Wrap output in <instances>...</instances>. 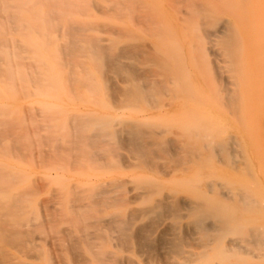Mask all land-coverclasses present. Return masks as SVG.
<instances>
[{
	"label": "rangeland",
	"instance_id": "374dc122",
	"mask_svg": "<svg viewBox=\"0 0 264 264\" xmlns=\"http://www.w3.org/2000/svg\"><path fill=\"white\" fill-rule=\"evenodd\" d=\"M37 1L7 0L5 3V0H0V35H3L1 38L4 40L3 42L0 39L2 57V59L0 57V70H2L0 71V169L3 173H0V178L3 177V181L0 180V189L5 186L3 191H0V207H3L0 213L7 214L0 218L4 225L28 233L25 244L24 241L22 244V238L19 244L8 242L4 244L6 241L4 242V239H1L3 237H0V254L10 253L6 256L14 260L9 262L73 264L75 253L72 247L79 242L76 247L78 250L75 248L77 251L75 257L77 258L79 252L88 255L86 244L78 240L83 237L80 236L81 232L84 235L88 231H90L88 233L93 232L91 235L94 236L105 235V238L96 239L98 242L96 245L94 243V249L97 251L90 256L87 264H136L150 260L147 248L143 247L140 241L133 240L130 236L127 243H121L116 239L117 233L113 231L105 233L106 226L102 224H106L103 220L111 214L119 212V215L126 216L133 214V210L140 206L149 207L161 195L168 192L175 191L192 196L198 192V189L186 186L196 175V169L190 164L177 166L172 162L175 157L173 156L172 159L170 155L176 151L173 148L176 140L196 143L200 141L199 135L209 134L214 137L215 134V142L236 145V158H239V155L248 156L251 165L257 169L256 172L259 171L264 176V0H124V2L119 0L118 2L124 3L121 5L124 9L121 10L117 0H79L80 2L77 3L75 1L78 0H39V3ZM81 6L83 8L85 6L84 10ZM64 7L66 10H61ZM131 11L135 12L131 13ZM53 12L55 13L53 17L56 18L51 19L48 16H52ZM190 12H193L192 15H189ZM199 13L204 16L203 21ZM185 18H189V21ZM32 20L36 25L38 21L40 29L32 24ZM76 22L77 25L85 23L89 27L86 26V29L85 26H79L82 31H78ZM90 23L96 24L91 27ZM66 24L68 28L76 25L77 31L68 29ZM49 30L52 32L50 33ZM72 36V41L81 36L84 42L80 37V42H74L75 49L80 45V50L64 56L74 59L78 53L76 59H71L69 62L62 61L64 52L60 54V47L70 44L69 38L71 40ZM87 37L99 39V44L103 48L99 53H105L110 49L108 51L116 55L115 59L111 61L103 58L101 62L99 58L92 57L90 51L86 49ZM129 48L134 52H129ZM135 54L137 57L133 56ZM157 55L158 58L160 56V60L157 59ZM114 61L120 62L125 67L134 66L133 70L140 73L139 75H146L149 72L147 76L151 82L170 79L166 81V85H161V87L165 86V89L162 87L160 90L161 93L163 92L162 95L154 93L152 98L154 100H151V96L147 100H133L132 104L120 102L117 99L121 96L113 89L116 86L117 88L129 86L127 80L130 75L128 68L116 72L112 64ZM20 62L26 63V66ZM28 62L30 64H27ZM60 62H63L64 66L60 65ZM29 65L32 67L30 68ZM59 68L63 70L60 71ZM66 70L76 72L75 85L69 87L63 76ZM31 71L53 73L57 80L54 79L53 83H44L43 90L39 86L37 89L40 91L36 90L32 83L20 80V76ZM11 75L13 76L9 77ZM85 77L92 81H85ZM136 82L133 80V83ZM139 82L143 81L139 80ZM55 87L58 89L55 90ZM226 87L229 88V93L227 89L225 92ZM225 94L227 98L231 96L230 101H226ZM228 101L231 102L229 105H233L235 101L234 105L238 111H233L235 108L230 109ZM73 116H81L83 121L85 118L88 120L83 122V127H73L71 122ZM3 119L7 121V128ZM9 121L13 126L9 125ZM126 123L137 124L146 133L145 139L148 142L150 140L151 145L150 152L152 162L154 161L152 165L138 163L135 150L131 151L128 142L125 140L123 142L126 134L122 129ZM121 133L124 138L121 137ZM153 134L156 136L153 137ZM155 138L157 139L154 141ZM162 140L163 143L169 142L171 150L168 149L169 145L163 146V143H160ZM178 141L176 143H179ZM153 142H158L160 145L155 143L152 146ZM157 144L159 147H168L161 148V151ZM155 148L159 151L157 152ZM134 154L135 159H133ZM146 186L152 187L149 189ZM79 188L85 191L82 194L76 192L81 196L103 188H111L113 191L111 196L117 195L116 197L119 198H128L133 192H142L144 189H149L151 192L145 201L133 203L131 199L126 205L111 207L95 205L74 213L69 208L72 196H75L71 192ZM17 192H24L22 198L25 200L17 204L18 209L6 208L9 199ZM84 211L88 218L85 217ZM82 215L85 217L84 223H90H87V228L83 226L85 224L76 220L80 218L79 216L83 217ZM153 215L154 212H151L148 216L153 218ZM148 216H145L141 222H148L151 219ZM98 218L103 220L100 221ZM13 220L18 223H14ZM79 223L82 227L81 232ZM29 234H32V238ZM71 235L78 243L70 240ZM157 246L161 249L156 252L158 261L156 264H168L167 258L164 259L165 254H162L163 245ZM96 247L99 248V255L95 253L99 252ZM102 250H105L104 253L110 252L106 256L109 258L106 259ZM102 255L105 259L99 261ZM163 261L165 263H162Z\"/></svg>",
	"mask_w": 264,
	"mask_h": 264
},
{
	"label": "bare ground",
	"instance_id": "6f19581e",
	"mask_svg": "<svg viewBox=\"0 0 264 264\" xmlns=\"http://www.w3.org/2000/svg\"><path fill=\"white\" fill-rule=\"evenodd\" d=\"M5 1H6L5 3H7V0H5ZM118 1L119 0H117V4L118 3L120 4V9L119 8L118 9L119 10L124 9V8H121V5H124V3H121ZM125 1H127V0H125ZM16 2H18V1H15V3ZM37 2L39 3V0ZM77 2H80V1L79 0L75 1V3H77ZM123 2H124V0H123ZM15 3H14V6H16ZM85 3H86V1H85ZM131 3H133V2L131 1ZM50 4L52 5V3H50ZM198 4H197V6H198ZM57 5H59V4H57ZM80 5H82V4H80ZM89 5H91V2ZM5 6H7V4H5ZM8 7L10 8V5ZM8 7H7V9H8ZM114 7H116V6H114ZM126 7H128V6H126ZM131 7L133 8V4L131 5ZM180 7H182V6L180 5ZM188 7H187V9H188ZM191 7H190V9H192ZM194 7H196V5ZM46 8L48 9V7H46ZM81 8H82V10H84L85 6H84V8H83V6H81ZM81 8L78 9L79 10L78 14H79ZM64 9L66 10L65 7L62 8L61 10L65 11ZM115 9H117V8H115ZM133 10H134V8H133ZM17 11H18V9H17ZM47 11H45L46 14H47ZM191 11H193V10H191ZM13 12H15V11H13ZM50 12H52V10H50ZM119 12H121V11H119ZM133 12H135V11H131V13H133ZM187 12H188V10H187ZM193 12H190L191 14H189V15H192ZM72 13H74V11ZM179 13H180V11H179ZM188 13H187V16H189ZM6 14H9V13H6ZM120 14H122V13H120ZM8 16H10V15H8ZM53 16H55V13L52 16L50 15L48 17H51V19H52ZM200 16H201L200 18L202 20V18L204 16H202L201 14H200ZM8 18H10V17H8ZM53 18H56V17H53ZM116 18H118V17H116ZM16 19L14 21H16ZM47 19H46V21H47ZM185 19L187 21H189L188 20L189 18L188 19L185 18ZM18 20H20V18ZM23 22H22V24H23ZM207 22H209V21H207ZM14 23L17 24V22H14ZM33 23L34 22L32 20V24ZM69 23H71V20L69 21ZM22 24H20V26ZM34 24L37 28L40 27V25L38 27V24H39L38 21H37V25H36V23H34ZM77 24H78V22H76V25ZM93 24H96V23H90V26L92 27ZM194 24H196V22H194ZM67 25L68 24H66V26ZM76 25L75 26L70 25L71 26L70 28L72 30L74 29L77 31V28L79 26H81V27L85 26L84 28H86V29H87V27H89V25L87 26V24L85 25V23L83 25H81V23H79V25H77L78 27ZM36 27H34V28L37 29ZM81 27H79L78 31H82V30H80ZM67 28H68V26H67ZM70 28H68V29H70ZM57 29L60 30L59 28H57ZM49 32L51 33L52 30H49ZM185 33H186V31H185ZM214 34L215 33H213V35ZM216 34H218V33L216 32ZM221 34H223V33H221ZM1 35H0V39H2L1 37L3 36V35L2 36ZM80 37H79V39L78 38L76 39V37H75V39H76L75 41L80 42L81 40H83V42H84V39L81 37L82 39L80 40ZM189 37H191V36H189ZM87 38L85 40L86 49L90 51L92 57L99 58L101 60V62H103L102 60H104V59H107V60H111L113 58L115 59L116 55H114L113 53L108 51L110 49H107V50L105 49L106 50L105 53H101V54L99 53V52H101L100 50H103V48L99 44V41H98L99 39L96 40V37H95V39L93 37H91V38L89 37L88 39ZM191 38L193 39L194 36ZM4 39H5V37H4ZM72 40H73V36H72L71 40L69 38L70 44H66V45L64 44L63 46L60 47V49H61L60 54H62V52H64L62 54V56H63L62 61L67 60L69 62L73 58L68 59V58H65L64 56L67 54L69 55V53L76 52L75 50H77V51L80 50L79 47H81V46L78 45V46H76V49H75V43H77V42L72 41ZM198 40H199V42H201L200 39H198ZM3 42H4V40H3ZM114 44H116V42ZM198 45H197V47H198ZM15 46H16V44H15ZM124 46H126V45H124ZM9 47L10 46H8V48ZM77 47H78V49H77ZM140 47H142V46H140ZM118 48H121V47H118ZM142 48H139V49H142ZM193 48H194V46H193ZM25 49H26V47H25ZM60 49H58V50L60 51ZM27 50H29V49H27ZM132 51L134 52V50L131 48L129 52H132ZM197 51H198V49H197ZM142 52L143 51H141V53ZM214 52H215V50H214ZM193 53H195V52H193ZM228 53H229V51H228ZM130 54H132V53H130ZM136 54L133 56L137 57ZM77 55H78V53H77ZM77 55H76V57H77ZM138 55H140V54H138ZM148 55H150V54H148ZM27 56H28V54H27ZM76 57L74 59H76ZM232 57H231V59H232ZM153 58H155V57H153ZM159 58H160V56H159ZM159 58L157 55V59H159ZM162 58H164V57H162ZM1 59H2V57H1ZM135 59L137 60L138 58H135ZM138 60H140V59H138ZM145 60H147V59H145ZM159 60H157V61H159ZM163 60H165V59H163ZM95 61H97V60H95ZM157 61H156V63H157ZM68 62H66V63H68ZM73 62H72V65H73ZM105 62H107V61H105ZM232 62H233V60H232ZM20 63L24 64L23 66H26V63H22V62H20ZM66 63H65V65H66ZM27 64H30V63L28 62ZM61 64L64 66L63 62H60V65ZM97 64H99V63L97 62ZM107 64H108V62H107ZM112 64H114L113 69L116 72H119L125 68L129 69L130 77L127 80L129 82V86L121 87V88H117V86H116V88L113 89V90H115L114 91L115 93H117L119 96H121L119 99H117L120 102H126V103L131 102L130 104H132L133 100L134 101L137 99H146L147 100V99H150L151 96H152L151 100H154V99H152L153 95H155V94L156 95L157 94L162 95L163 92L161 93L160 90L162 89L163 86L161 87V85L162 84L166 85V81H169V79H170L168 77L169 78L168 80L167 79H163L165 81L160 80V81H162L161 84L159 83L160 81L159 82L158 81L151 82L150 81L151 79L149 80L148 76H147V75H149V74H147L149 72H147L146 75L142 74V75H144V76H142V75H139L140 73L138 74L136 72V70H133L134 66L133 67L132 66H126L125 67L120 62H116V61H114V63H112ZM60 65L58 67H60ZM29 67H30V65H29ZM59 69L61 71L62 68H59ZM96 69L98 71L97 66H96ZM99 69L101 71L100 66H99ZM109 69H110V67H109ZM0 71H2V70H0ZM154 72H156V70ZM161 73H163V72H161ZM52 74L53 73H42V72H37V71H35V72L31 71L28 73H24L23 76H20V80L28 81V82L32 83V85L36 88V90L40 91V89H37V88L40 87L43 90L44 89V87H43L44 83H53V80L55 78H54V75H52ZM169 74H171V72ZM105 75H106V73H105ZM105 75H104V77H105ZM12 76L13 75H11L9 77H12ZM63 76L66 78V81H67L69 87L72 85H75L74 84L75 78H76L75 77L76 76L75 71L66 70L65 74ZM164 78H165V76H164ZM105 79L107 80V78H105ZM55 80H57V79H55ZM86 80L92 81L91 79L85 77V81ZM133 80H136L137 82L133 83ZM139 80H142L143 82L141 83V82H139ZM154 80H156V79H154ZM122 81H124V80H122ZM227 83H229V82H227ZM68 85L66 86L67 88H68ZM227 85L228 84H226V86ZM224 86H225V84H224ZM53 87H52V89L54 91ZM56 88L58 89V87H55V90H56ZM163 88L165 89V86ZM226 89H227V93H229L230 92V91H228L229 88L226 87L225 92H226ZM67 92L68 91L66 89V93ZM52 93L54 94L55 91ZM52 93H51V95H53ZM173 93H174V91H173ZM112 94H114V93H112ZM115 95H113V96H115ZM230 97L231 96H229L227 98V95L225 94L226 101L229 100ZM233 97H232V99L234 100ZM229 101L227 102L228 105L231 104V102H229ZM234 104H235V101H233V105H229V107L231 106L230 109L235 108L234 110L232 109L233 111L236 110V106ZM222 106H224V105H222ZM229 107H227V108H228V111L230 112L231 110L229 109ZM225 109H226V107H225ZM34 111L36 112V110H34ZM236 111H238V110H236ZM236 113L238 114V112H236ZM237 114H236V116H238ZM82 119H83V117H81V116L71 117V122H72L73 127H78V128L83 127L82 126L83 122L84 121L87 122L88 119L85 118L84 121ZM6 122L7 121L4 120V124L6 125V128H7L8 124H6ZM10 122L11 121H9V125L11 126L12 124H10ZM71 122L69 121V125ZM0 124H1V122H0ZM2 124H3V122H2ZM9 127H8V129H12V127L11 128H9ZM97 128H100V127H97ZM122 130H123V132H125L126 138H124L123 133H121L122 136L121 135L120 136L124 138V139L123 138H121V139H123V142H124V140L126 142H128V144L130 145L129 147L132 148V149H130L131 151L135 150L136 157L134 154L133 159L136 158V161L138 163H142L144 165H152L154 161L152 162V157H151V152H150V150H151V145L149 144L150 140L148 142L147 139H145V137L147 136L146 133H144L142 131L140 126H138L137 124H134V123H126ZM9 132H11V131H9ZM119 134H120V132H119ZM119 134H118V136H119ZM2 135H3V133H2ZM150 135H152V134L150 133ZM114 136H115V131H114ZM155 136H156V134L155 135L153 134V137H155ZM153 137H151L152 140H153ZM214 137H215V134H214ZM214 137L209 135V134L202 135V136L199 135V138H200V141L198 140L199 142L191 143V142H183L181 140L180 141L176 140V142L178 141L179 143L175 142L174 147L172 146L173 148H175L174 150H176L175 153L173 152L174 153L173 155H170L172 157V159L175 157L173 160L170 158V160H172L173 164H175L177 166L190 164L192 167H194L196 169V175L193 178H191L189 183L186 185L187 187H193L194 189H198V192H196V194L194 196L186 195V194L182 195V194H179L178 192L171 191V192H168L166 194L161 195V197L159 199H156V201L149 207L142 208L140 206V208L134 209L132 212L133 214H131V212H130V214L132 216L131 215L121 216V215H119V212H118L116 214L109 215V217L106 220L98 218V219H100V221L103 220L106 222V224H104L102 222L103 223L102 225L106 226V228H105L106 230H104L105 233L107 231L109 233H110V231L116 232L117 237L116 236L115 237L121 243H127L130 240V236H132L133 240L137 239L138 242L140 241V243L142 244L143 247L147 248L146 250L149 253L150 260H148L146 262L136 263V264H156V261H157L156 260V256H157L156 252H158L157 251L158 249H161V248H157L158 247L157 245H159V244L163 245L164 253H162V254H165L164 259L167 258L168 264H264V176L261 175V173L259 171L256 172L257 169L251 165L252 162L250 161V158H248V156L241 157L239 155V158H236V156H235L236 145L233 146L232 144L231 145L227 144V145H230L229 147H227V145H224V144L219 143V142H215ZM156 139L157 138H155L154 141ZM16 141H18V140H16ZM16 141H14V143H16ZM155 143H158V142H155ZM155 143L153 142L152 146ZM160 143L162 144L163 140ZM165 143H163V146L169 145L168 144L169 142L168 143L165 142ZM234 143H235V141H234ZM158 144L156 146H158ZM156 146H154V147H156ZM163 146L162 147L158 146V149L161 150V148L166 149V147H168V146H166V147H163ZM238 146H240V145H238ZM13 147H15V146L13 145ZM170 147L171 146L169 145V148H168L169 150H171ZM15 149H16V147H15ZM158 149L155 148V150H157V152L159 151ZM239 149H240V147H239ZM17 151H19V149ZM160 152H159V154H160ZM162 153H164V152H162ZM167 155H168V152H167ZM172 167L174 168L175 166H172ZM0 170H1L0 173L3 174L2 169H0ZM1 177H2V175H1ZM2 178H0V180L3 181ZM17 178H16V180H17ZM4 181H5V179H4ZM75 187H78V186L75 185ZM75 187H71V188L74 189ZM147 187L148 186H146V188ZM4 188H5V186H2V189H0V191H3ZM144 188H145V186H144ZM149 189H144L142 192H139V191L133 192V195L129 196L128 198L127 197H120L119 198V197H116L117 195L115 197L111 196V192H113L111 188L98 189V190L90 192V194L84 195V196L76 194V192H80L81 194H82V192H85L84 189L79 188V189H77V191L74 190L73 191L74 193L71 192L75 196L74 197L72 196L73 199L71 198L72 203H70L71 201L69 202L70 203L69 208H70L71 212L75 213L77 210L82 211L85 208H89L90 206H95V205L96 206L99 205L100 207H102V206L111 207V206H115V205H118V206L122 205L123 206V205L128 204L131 199H133V203L137 202V201L141 202V201H145L146 198L148 197L149 192H151V190H149ZM23 194H24V192H20V193L17 192L16 195L14 194V196L9 199L8 206H6V208H8V207L9 208L15 207V209L17 207L19 208V206H17V204H19V203L21 204L23 202L22 200H25V198H22ZM29 194H30V192H29ZM33 195H35V193ZM29 197H31V195ZM29 197H27L28 200H29ZM61 198H62V196H61ZM147 201H148V199H147ZM6 202H7V200H6ZM22 207H20V209ZM2 208L0 207L1 210H2ZM15 209L13 211H15ZM16 212H18V211L16 210ZM151 212H154L153 218L148 216L149 213H151ZM120 213H121V211H120ZM0 214H2L0 216H5L6 213L2 212ZM16 216H19V215L16 214ZM82 216L83 217L79 216L80 218H77L76 220H78L80 223L82 222L81 224H85L84 223L85 221H83V220L86 217V212H85V217H84V215H82ZM145 216H148L151 219H149L148 222L142 223L143 221L141 222V220ZM51 217H52V215H51ZM16 218L17 217H15V220H16ZM86 218H88V215ZM98 219H97V221H98ZM15 220H13L14 223H18ZM17 221H18V219H17ZM25 222H27V221L25 220ZM139 222H141V223H139ZM39 223H40V221H39ZM80 223H79V226L81 225ZM87 223L90 224L89 222H87ZM87 223L83 226L86 227L88 225ZM97 223H96V225H98L100 222L98 224ZM20 224H17V225H20ZM7 226L4 225L3 221L0 218V233H1L0 237H3L1 239L2 240L4 239V242L6 241L4 244H7V242L13 243V244L14 243L19 244V243H21V241H22V244H23V241L25 244V239L26 240L28 239V236H27L28 233L25 232L24 230H20V229L16 230V227H15V229H13L12 227H9V226L7 227ZM159 226H161V228H159ZM81 228L82 227L80 226V228H79L80 232H81ZM90 230H91V228H90ZM20 231H22V232H20ZM31 231H33V230H31ZM88 232H90V231H88ZM88 232H85L84 235H83V232H81L82 235L80 234V236H83L82 237L83 239L80 237H78L80 239L77 238L78 240H82V242L86 244L85 246L87 247L88 255H84V254H81L79 252V254H77V258L75 257L76 256L75 254L77 252L75 250V248L78 247L80 242L79 243L75 242L74 240H76V239L73 240V238H74L73 235H71L72 237L70 236V240H73L72 242L78 243V245H75L72 247L74 250L73 253H75V254L70 252L71 254L74 255L73 256L74 260H72L73 264H87V263H89L90 256H93L94 251H97L96 249H94V243L96 245V242H98V241H96V239L99 240V239L105 238V235L101 234V233H103V231H101V230H100L101 233L98 232V234L99 233L101 234L100 237H99V235L97 236V234L95 236L93 234L91 235V233H93V232H91V233H88ZM132 233H133V235H132ZM65 235L66 234H64V236ZM110 235L111 234H109V237H110ZM20 238H22L21 241H20ZM31 238H32V236H31ZM70 243H71V241H70ZM117 243H119V242H117ZM136 243H137V241H136ZM30 246H31V244H30ZM66 247H68V246H66ZM96 248H98V247H96ZM5 251L3 250V252H5ZM66 251H67V249H66ZM98 251H99V248H98ZM102 251H103L102 252V254H103L105 252V250H102ZM95 253L96 254L98 253V255H99L100 251L95 252ZM109 253L110 252H107V253H104L105 255L104 254L103 255L106 257L109 255ZM6 254L7 253H1L0 254V264H10L11 262H9V260L10 261L14 260V259L11 260V258L7 257L8 254H10V253H8L7 256H6ZM160 256H162V255H160ZM99 257L100 256H97V258H99ZM103 257L102 258L100 257L99 261H100V259H102V260L105 259V257L104 258ZM94 258H95V256H94ZM107 258H109V257H106V259ZM21 263L22 262H20L19 264H21ZM62 263L64 264V262H62ZM162 263H165V262L163 261ZM11 264H13V263H11Z\"/></svg>",
	"mask_w": 264,
	"mask_h": 264
}]
</instances>
